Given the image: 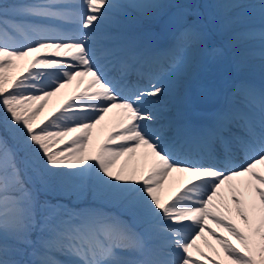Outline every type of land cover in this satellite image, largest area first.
Wrapping results in <instances>:
<instances>
[{
    "label": "snow or ice",
    "instance_id": "1",
    "mask_svg": "<svg viewBox=\"0 0 264 264\" xmlns=\"http://www.w3.org/2000/svg\"><path fill=\"white\" fill-rule=\"evenodd\" d=\"M225 7L258 11V31L234 32L229 46L258 36L264 59V0ZM167 8L178 34L165 67L153 63V34H132L123 21L131 10L158 20ZM187 8L181 0H0V264H224L199 248L206 231L231 264H264V89L222 94L211 67L185 78L189 48L209 35ZM225 54L208 49L209 64ZM20 60L23 71L10 75ZM85 77L82 90L37 119L48 97ZM213 100L221 102L202 122L188 118ZM113 110V130L90 151L91 130ZM141 149L142 170L115 167ZM173 174L182 179L162 197ZM245 176L250 199L232 183ZM225 184L234 208L221 196Z\"/></svg>",
    "mask_w": 264,
    "mask_h": 264
},
{
    "label": "rangeland",
    "instance_id": "2",
    "mask_svg": "<svg viewBox=\"0 0 264 264\" xmlns=\"http://www.w3.org/2000/svg\"><path fill=\"white\" fill-rule=\"evenodd\" d=\"M128 3H161V4H171L175 0H126ZM181 2L189 5V8L185 11H189L192 15V18L195 19L199 17L202 22L208 25L209 35L206 38L203 44H195L188 50V55L192 59V67L186 70L183 75L186 79H190L193 76H199L203 78L207 74L209 67L212 68L221 78V93L225 94L231 92L233 88L237 85H242L245 87H250L259 92L261 89H264V59L261 58V43L257 36L254 39H244L236 42L234 45L229 46L232 34L234 32H242L248 28H252L258 31L260 22L258 11L253 12L251 9H232L225 7V5L231 4H259L260 0H181ZM142 11V10H141ZM140 11V12H141ZM167 13V15L162 16L158 20H148L142 17V15H135L134 18H141L142 22L131 21V15L133 13H138L136 10H131L128 13V18L123 21L127 30L132 34H140L142 32L148 31L153 34V43H154V52H153V63H159L165 67L168 66L169 57L171 53L168 51V48H163L161 42L164 40L168 42L170 46H173L177 43V34L178 27L174 23H167L171 14L175 11L173 8H167L162 10ZM222 17H228L231 20V24L225 27L221 23ZM139 23V26L136 24ZM155 24H158L159 27ZM153 26V28H152ZM55 27H70L69 25H55ZM158 28V29H157ZM157 29V30H155ZM157 31V35H156ZM158 31L162 32L161 35L158 34ZM217 42V43H216ZM231 51L228 53L224 48L223 44ZM167 45V46H169ZM212 47L224 48L225 57L222 60L217 61L215 64H209L208 49ZM164 49L161 54H158L161 49ZM239 59L240 63L237 64L236 60ZM26 61L20 60L16 62V69L23 68ZM13 68L10 71V75L16 72V69ZM147 70V68H146ZM87 82V77L84 78V81L80 84L74 80L71 83L66 84L63 88H60L59 91H56L52 96L48 97L44 107L41 112L38 113L37 119H43L49 113L57 109L65 100L72 94L83 89L84 84ZM222 99V97H221ZM221 100L213 101H200L187 113L189 118H192L195 123L203 121L206 118V114L212 110L214 106L220 103ZM118 110L113 111L112 122L102 124L95 129L91 130L90 138V151H94L95 148L104 140L105 136L110 130H113L116 121L118 120ZM67 139V138H65ZM243 161H235L239 164ZM125 166L127 169H132L133 167L138 170H142L144 163L135 162L131 165H124L121 160L118 158L116 161L115 167L118 169L121 166ZM258 171L264 173V166H258ZM182 177L180 175L173 174L171 177L166 179L163 182V188L161 190L162 197H167L171 192H173L178 184L180 183ZM250 177H239L236 178L232 183L240 188L244 192V198L250 199L254 193L251 192L250 188L246 187V182ZM255 183V182H253ZM227 189L221 190V196L224 202L228 205L229 208H234L230 200V189L229 185ZM231 215L235 222L243 227L242 222L236 217L235 212L226 213ZM209 226L214 228L217 232H223V230L218 227L216 224L209 221ZM227 235V233H223ZM205 239L208 243H205ZM232 239V242L236 244V241ZM199 248L208 253L209 256L214 259L224 261V264H231V262L224 255L222 249H220L219 244L208 235L207 231L204 234V239H199L197 241ZM209 244L211 247H209ZM237 247L239 245L237 244ZM213 248L216 249V252L220 254L217 256L216 252H213ZM193 256L203 260V257H198V254L193 250ZM207 264V262H206Z\"/></svg>",
    "mask_w": 264,
    "mask_h": 264
},
{
    "label": "bare ground",
    "instance_id": "3",
    "mask_svg": "<svg viewBox=\"0 0 264 264\" xmlns=\"http://www.w3.org/2000/svg\"><path fill=\"white\" fill-rule=\"evenodd\" d=\"M113 111H115V110H113ZM113 111H111V112L105 114L104 119H103L99 124H97V125L94 127V129H95L96 127L102 125V124H106V123L112 122L111 119H112V116H113ZM142 151H143V149L138 150L137 154H136L135 156L131 157V158H128L127 156H121V157H119V159L121 160V162H122L124 165H127V166H128V165H131V164H134L135 162H142V163H144V162H143V159H142V157H141V152H142ZM175 175H179V174H175ZM227 188H228V186L225 184V185L223 186L222 189H227Z\"/></svg>",
    "mask_w": 264,
    "mask_h": 264
},
{
    "label": "trees",
    "instance_id": "4",
    "mask_svg": "<svg viewBox=\"0 0 264 264\" xmlns=\"http://www.w3.org/2000/svg\"><path fill=\"white\" fill-rule=\"evenodd\" d=\"M132 15L135 16V13H133Z\"/></svg>",
    "mask_w": 264,
    "mask_h": 264
}]
</instances>
